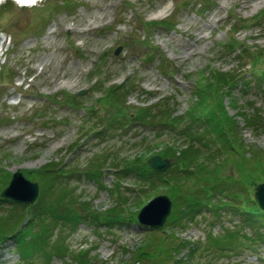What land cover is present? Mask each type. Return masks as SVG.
Segmentation results:
<instances>
[{
    "label": "rangeland",
    "instance_id": "374dc122",
    "mask_svg": "<svg viewBox=\"0 0 264 264\" xmlns=\"http://www.w3.org/2000/svg\"><path fill=\"white\" fill-rule=\"evenodd\" d=\"M200 1L177 9L180 3L174 8L171 0H40L32 6L0 0V182L6 186L15 169L36 182L37 194L25 204L33 212L50 201V185L57 184L74 197L77 213L83 204L84 214L121 209L110 215L115 220L84 217L51 231L60 247L81 249L85 264H163L159 257L139 259L149 231L136 215L158 194L169 197L171 211L158 173L172 169L173 152L190 145L195 157L188 169L202 172L179 182L177 199L184 198L181 190L202 192L212 180L221 191L210 200L195 193L201 204L189 210L191 218L164 221L155 233L196 248L176 264H264V218L236 210L251 208L254 187L264 181V161L249 156L264 150V0ZM162 19L176 25L158 24ZM196 80L209 86L205 91L213 81L224 92L228 86L230 98L218 103V92L209 91L200 99ZM108 86L110 103L101 97ZM218 109L232 116L234 138L245 147L228 131L217 133L215 120L223 124ZM151 155L166 158L168 166L148 173ZM18 204L24 203L3 198L0 212L16 206L20 218L25 206ZM130 213L137 221L128 220ZM209 236L224 241L215 245ZM30 251L19 256L7 239L0 243V264H69L77 257L66 252L46 260Z\"/></svg>",
    "mask_w": 264,
    "mask_h": 264
},
{
    "label": "trees",
    "instance_id": "16d2710c",
    "mask_svg": "<svg viewBox=\"0 0 264 264\" xmlns=\"http://www.w3.org/2000/svg\"><path fill=\"white\" fill-rule=\"evenodd\" d=\"M178 4L179 3L173 0L174 8ZM158 24L167 26L170 29L174 27V23L170 24L169 19H165L161 21V23H158ZM155 26H157V23ZM246 56L250 57L252 56V54H247V55L244 54V57ZM254 57L255 56H253V58ZM253 58L251 59V63H252ZM263 82H264V79H263ZM193 85H194L193 89L195 88V93L202 100L206 98V94L209 91L211 93L213 91L218 92L219 97L216 99L218 103H220L223 96H228V98H230V91H229L230 89L228 88V86L224 92L220 89V85L218 83L217 85L214 84V81L212 82V84H209L211 87L209 91L204 90L205 88L209 87L207 84H204V86H201L200 88L199 81L197 82V80L194 81ZM111 87L113 86L104 87L105 95L104 94L101 95V97L104 96L105 101L108 103L112 102V98H111L112 95H110L109 93V91L112 90ZM222 109L224 108L222 107ZM220 111L221 110L218 109V115H221L219 120L222 121L223 124H220L215 120L217 126H219V129H220V132H217V133L223 134L224 136V134L227 135L226 131H228L230 133V138L232 139V141L237 143V145H240V148H242V146L244 145L241 143V140H239L238 138L236 140L234 138L236 137L237 132L235 131V123H233L232 116L224 115L222 111L221 112ZM205 115L207 117V121L210 122L211 124L214 121L213 113L208 111L206 112ZM221 125H224V127H221ZM183 131H185V134L187 133V135H193L194 133L188 130H182V133ZM224 140L228 143V145L230 144L228 138L224 137L223 141ZM188 148H185V150H179L178 152L175 150L173 153H174V156L178 159V161L174 163V166L172 167V169H169L166 174L158 173L159 175L157 177L158 181H160V183L167 188L166 191L172 197V207H171L170 213L166 217V220H165L166 222H172L174 219L178 217L180 218L188 217V219L191 218V215L189 213H193V212L189 210L190 209L195 210V208L198 207L199 204H201L199 203V197H197L195 193H198L200 195L202 193V195L205 198H207V200H210L208 195H214L215 192L221 191V190H217L218 186L216 185V181L212 180V181H209V183H203L202 192L192 191L194 193L191 194V193L183 192L181 190L182 194H181V197H179V199H181L182 197L184 198L181 201L177 199L178 197L177 195L180 191L179 182L183 179L185 180L190 179L191 181L195 180V178H199L200 173L202 172V167H199L197 170L188 169L189 165L191 164V160H194V157H195L194 153H192V148H193L192 145H190V147ZM247 149L248 148L245 149V154H246ZM249 156L251 160H253L256 163H259L260 161H264V150L263 151H259V150L250 151ZM114 168L115 167L111 169H114ZM147 168L149 169V171L147 172L154 175V172H152V170L148 166ZM119 171L120 169H118V172ZM40 173L41 174L46 173L45 168H43ZM90 173L93 174L92 176H96L97 171L94 170L93 168L90 171ZM168 179L171 181V183L167 181ZM251 182L253 183L254 180H251ZM5 183H6L5 181L0 182V189L5 185ZM256 183L257 182L255 181V184ZM50 190H51L50 192L52 193L50 201H47L45 205L43 206H39V209H35V212H33V210L31 209V206H27L25 204H18V205H21V207L25 206L24 211H22V214L20 215V218L17 217L16 215V209H17L16 206H13V208L10 211L4 210L3 212H0V243L4 242L7 239H10L18 247V251H21V255L18 253L19 256H22L23 252L28 251V249H30L31 251H37L38 253L39 252L42 253L43 256L46 258V260H48L49 258L48 256L51 255L52 257V254L58 255L60 253H64L65 255H67V253L70 252L69 255L74 253L73 255H71V257L74 255H76L77 257H76V260L73 259V262L69 264H85V261L83 260V257L85 256V254L82 252L81 249H78L76 252H73L71 250H66V247H63V248L60 247V242L56 239V237L52 239L50 238L52 235L51 231L56 226H58L59 223L69 224L70 226L76 225V223L79 222L84 217L87 219L91 217L93 223L97 222L98 217H102V219H106V220L107 219L115 220L114 218H111L110 215L112 216L115 215L117 217L120 214L121 209L119 208H116L113 210L106 209L105 210L106 214H103L102 212L98 213V212H92V211H89L88 214H84V213H87V212L83 213V211L84 209L88 208V204H83L79 206V207H83V209L81 210V212L77 213L74 211L73 206L70 205L73 203L75 204L76 201L74 197L71 198L70 192L64 188V185L63 186L58 185V184L50 185ZM116 195L120 199L123 198L119 194H116ZM235 198H236V195H235ZM65 199H70V200L66 201ZM1 201H3V198H0V202ZM188 202H190V204H188ZM249 202H250L251 208L238 206L236 208L237 212L242 211L243 209L247 213H252V214H255V215H258L264 218V213L261 211H257L258 209L254 208V205L256 206V203H254L253 201L252 202L249 201ZM122 203H123V199L120 200V205H123ZM184 203H185V206L183 207ZM194 203H196V205ZM36 204H38L37 200L33 205H36ZM59 207H62L63 210H59ZM40 214H43L42 218L40 217ZM126 218L127 216L125 217V219ZM45 219H47L48 223L44 221ZM128 220H133V221L136 220L133 213H130V216H128ZM249 220L250 219H248L247 221L250 222ZM36 225H39V229L37 230H35ZM161 229L162 228L160 229L153 228V227L148 228L149 232L148 234H146V237L143 242L144 250L143 252L142 251L140 252L143 255L139 257L140 260L144 258L147 259L149 257L151 258L159 257L158 259L162 261L163 264H176L181 261L184 262L185 256L189 257L190 255L196 252L195 251L196 248H193V247L190 248L189 243L186 241H176L175 240L176 238L171 237L172 239H170V236H167V237L165 236L166 234L158 235L155 233L156 231H159ZM224 237H226V242L229 244L231 236L227 237V235H225ZM46 240H49L53 247L52 246L45 247L44 245H45ZM208 241H210L211 243H215V245L216 244L220 245L224 241V238L219 239L216 237L209 236ZM38 242L42 246L40 244L38 245ZM185 249H187V251L185 252L184 256L178 257ZM31 251L29 252L30 254L32 253ZM153 253H156V256H153ZM135 262H138L137 259L132 260V263H135ZM150 263L154 264L153 261Z\"/></svg>",
    "mask_w": 264,
    "mask_h": 264
},
{
    "label": "water",
    "instance_id": "95a60500",
    "mask_svg": "<svg viewBox=\"0 0 264 264\" xmlns=\"http://www.w3.org/2000/svg\"><path fill=\"white\" fill-rule=\"evenodd\" d=\"M119 48L115 50V53ZM146 163L156 172H162L169 161L166 158H161L159 155H151L146 159ZM38 191L36 182L26 179L22 173L15 169L12 172L8 184L2 188L0 196L12 201L31 203ZM254 201L258 207L264 211V181L259 182L254 187ZM171 200L165 194H158L147 201L146 204L140 207L136 218L141 225L147 227H161L166 216L169 214Z\"/></svg>",
    "mask_w": 264,
    "mask_h": 264
},
{
    "label": "snow or ice",
    "instance_id": "6c2138e0",
    "mask_svg": "<svg viewBox=\"0 0 264 264\" xmlns=\"http://www.w3.org/2000/svg\"><path fill=\"white\" fill-rule=\"evenodd\" d=\"M28 3H35L36 0H27Z\"/></svg>",
    "mask_w": 264,
    "mask_h": 264
},
{
    "label": "bare ground",
    "instance_id": "6f19581e",
    "mask_svg": "<svg viewBox=\"0 0 264 264\" xmlns=\"http://www.w3.org/2000/svg\"><path fill=\"white\" fill-rule=\"evenodd\" d=\"M166 6H164L163 8H165Z\"/></svg>",
    "mask_w": 264,
    "mask_h": 264
}]
</instances>
